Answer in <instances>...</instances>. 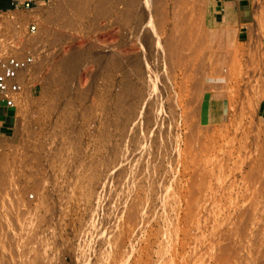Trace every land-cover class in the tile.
I'll return each instance as SVG.
<instances>
[{"label":"rangeland","instance_id":"obj_1","mask_svg":"<svg viewBox=\"0 0 264 264\" xmlns=\"http://www.w3.org/2000/svg\"><path fill=\"white\" fill-rule=\"evenodd\" d=\"M202 1L199 31L189 45L170 62L150 51L149 69L143 67L140 75L130 63L143 51L132 29L140 8L131 22H122L117 20L121 6L117 4L95 23L88 15L62 22L56 15V0H32L28 7L19 3L0 10V53H21L28 47L34 54L23 90L17 94L13 123L4 126L8 132L0 133V175L6 174L8 183L13 179V185L18 183L14 187L19 188L29 218L48 217L41 227L44 234L49 230L45 240L50 239L45 241L44 264H219L230 242L244 264H264L256 261L254 247L264 248V221L254 229L263 234L260 242L248 247L245 236L237 235V220L250 196L254 194L251 199L256 202L264 196L260 185L264 184V119L257 113L262 97L260 53L246 54L244 45L235 44L215 19L214 0ZM171 9L172 0H166L161 35L157 33L161 38L177 34ZM256 35L264 38L263 11ZM72 49H81L83 61L63 74L58 60ZM119 53L125 60L122 67L107 68V61ZM210 77L223 82L213 83ZM207 86L221 87L228 106L225 118L212 124L205 123L200 113L201 93ZM9 113L0 108V118ZM7 182L4 188L11 187ZM69 184L77 188L72 190ZM203 194L217 196L214 200ZM49 201L56 206L48 214ZM196 218L202 227L196 226ZM213 229L217 235L207 247Z\"/></svg>","mask_w":264,"mask_h":264},{"label":"bare ground","instance_id":"obj_2","mask_svg":"<svg viewBox=\"0 0 264 264\" xmlns=\"http://www.w3.org/2000/svg\"><path fill=\"white\" fill-rule=\"evenodd\" d=\"M171 2V1H170ZM202 0H172L173 3V17H174V21H175V28L177 30V34L175 35V33H169L167 35L163 34L162 38L158 36L157 33H161L160 30V23L163 21L164 18V13H163V8L165 7V3L166 0H56V4H55V9H56V15L58 17V19H60L62 22H72L75 21L77 18H80L82 16L88 15L89 17V21L91 23H95L98 18L102 17V16H108L111 13V9L112 7H114L117 4H121V6L118 7L117 9V13H118V19L119 21H130L131 19H133L135 17V10H138V8H140L141 11L139 15H137V20L133 25L132 29H136L137 32V38L139 43L142 46L143 51L140 54H135L133 56V58H131V66L132 68L137 72L138 75H140L141 73H143V67L146 66L147 69H149L148 66V61L147 59H149L148 53L151 51L152 54V50L153 52H157L162 54L164 57V60H168L170 62V60L172 61L174 57H178V51L180 50L181 47L185 46V45H189L191 38H194V34L195 32H197V29L199 31V23H200V17H201V10H202ZM172 5V4H171ZM115 8V7H114ZM116 9V8H115ZM165 11V10H164ZM90 12V13H88ZM171 12V11H170ZM147 14H150V18L147 19ZM139 16V17H138ZM55 17V15H54ZM170 18V17H169ZM172 19V18H171ZM55 20V19H54ZM107 20V19H106ZM132 21V20H131ZM130 21V22H131ZM150 21V22H149ZM166 21V20H164ZM61 22V24H62ZM77 23V21H76ZM84 23V22H83ZM170 24V23H169ZM71 25V24H70ZM166 25V24H165ZM174 25V24H173ZM172 25V26H173ZM94 26V25H93ZM118 26V25H117ZM164 26V25H163ZM73 27V26H72ZM174 27V26H173ZM172 27V28H173ZM130 28V26H129ZM164 30V29H163ZM124 31V30H123ZM131 31V30H130ZM166 31V30H165ZM92 32V31H91ZM36 35V34H34ZM88 35V34H87ZM161 35V34H160ZM125 37V36H124ZM123 37V38H124ZM192 38V39H193ZM35 39V38H34ZM42 40V39H41ZM200 40V39H199ZM38 41V40H37ZM71 41V40H70ZM36 42V41H35ZM39 42V41H38ZM34 43V42H33ZM192 43V42H191ZM197 44V42H196ZM68 45V44H67ZM198 45V44H197ZM186 47V46H185ZM88 50V49H87ZM205 50V49H204ZM203 50V53H204ZM200 51V50H199ZM212 51V50H210ZM84 52V51H83ZM110 52V51H109ZM182 52V51H181ZM206 52V51H205ZM195 53V52H194ZM202 53V54H203ZM99 54V53H98ZM104 54V53H103ZM150 54V55H151ZM201 54V53H200ZM205 54V53H204ZM120 53L118 54V56H114L116 57L115 59H109L107 61V68H110L113 66L115 67H122V62L125 61L124 58L122 56H119ZM123 55V54H122ZM84 56V55H83ZM110 56V54H109ZM128 57V55H126ZM148 56V57H147ZM152 56V55H151ZM150 56V57H151ZM158 56V55H156ZM86 57V56H85ZM101 57V56H100ZM132 57V56H131ZM147 57V58H146ZM228 57V56H227ZM63 58V60H62ZM60 60H58V68L60 70V72H62L63 74H67L68 72H70L71 70H73V68L79 64L81 62L82 59V52L81 49H72L71 51H69V54H67L65 57H62ZM102 58V57H101ZM100 58V59H101ZM112 58V57H111ZM156 58V57H155ZM62 60V61H61ZM204 60V59H203ZM86 61V60H85ZM103 61V60H102ZM129 61V60H128ZM227 61V60H226ZM229 61V59H228ZM95 63V61H94ZM93 63V64H94ZM150 63V62H149ZM155 63V62H154ZM228 63V62H226ZM125 64V63H124ZM202 64V63H201ZM100 65V64H99ZM231 65V64H230ZM126 66V65H125ZM204 66V65H203ZM114 67V68H115ZM124 67V66H123ZM151 67V66H150ZM153 67V66H152ZM211 67V66H210ZM128 68V66H127ZM224 68V67H223ZM229 68V67H228ZM146 69V70H147ZM194 69V68H193ZM225 70V69H223ZM118 71V70H117ZM164 71V70H163ZM99 72V71H96ZM102 72V71H101ZM105 72V71H104ZM110 72V71H109ZM108 72V73H109ZM100 73V72H99ZM98 73V74H99ZM115 73V72H114ZM119 73V72H118ZM123 73V72H122ZM213 73V72H212ZM216 73V72H215ZM218 73V72H217ZM71 74V73H70ZM110 74V73H109ZM113 74V73H112ZM204 74V72H203ZM206 74V73H205ZM117 75V74H116ZM128 75V74H127ZM221 75V74H220ZM107 76V75H106ZM136 76V75H134ZM223 76V75H221ZM220 76V77H221ZM102 77V76H101ZM130 77V76H128ZM138 77V76H137ZM141 77V76H140ZM155 77V76H154ZM215 77V76H214ZM217 77V76H216ZM198 78V76H197ZM120 79V78H119ZM126 79V78H125ZM214 79V78H213ZM212 79V80H213ZM122 80V79H121ZM140 80V79H139ZM150 80V78H149ZM211 80V77H210ZM219 80V79H218ZM131 81V80H130ZM136 81V80H135ZM142 81V80H141ZM200 81V80H199ZM118 82V81H117ZM128 82V81H127ZM138 82V81H137ZM149 81L147 80L146 83H148ZM194 82V81H193ZM145 83V84H146ZM202 83V82H201ZM120 84V83H119ZM127 84V83H126ZM149 84V83H148ZM203 84V83H202ZM209 84V83H208ZM211 84V83H210ZM133 85V84H132ZM156 85V84H155ZM130 86V85H129ZM142 86V84H141ZM120 87V86H119ZM133 87V86H132ZM130 87V88H132ZM136 87V86H135ZM134 87V90H135ZM149 87V86H148ZM196 87V86H195ZM206 87V86H205ZM208 87V86H207ZM129 88V87H128ZM127 88V89H128ZM129 88V89H130ZM144 89V88H143ZM195 89V88H194ZM153 91H155L153 89ZM133 92V91H132ZM102 94V93H101ZM131 94V93H130ZM133 94V93H132ZM148 94V93H147ZM151 94V93H150ZM149 94V95H150ZM134 95H136V92H134ZM143 95V94H142ZM155 95V93H154ZM181 95V94H180ZM76 96V95H75ZM128 96V95H127ZM139 96V95H138ZM86 97V95H85ZM130 97V96H129ZM79 98V97H78ZM104 98V97H103ZM148 98V97H147ZM151 98V97H150ZM86 99V98H85ZM131 99V98H130ZM83 101V99H81ZM80 100V101H81ZM149 101V100H148ZM161 101V100H160ZM122 102V101H121ZM146 102V101H144ZM66 103V102H65ZM71 103V102H70ZM81 103V102H80ZM186 103V102H185ZM72 104V103H71ZM87 104V103H86ZM98 104V103H97ZM147 104V103H146ZM150 104V103H149ZM153 104V103H152ZM187 104V103H186ZM185 104V105H186ZM67 105V104H66ZM70 105V104H69ZM100 105V104H99ZM151 105V104H150ZM149 105V106H150ZM148 106V105H147ZM159 106V105H158ZM157 106V107H158ZM163 106V105H162ZM81 107V106H80ZM164 107V106H163ZM191 107V106H190ZM84 108V107H83ZM185 108V107H184ZM189 108V107H188ZM64 109V107H63ZM138 109V108H137ZM154 109V108H153ZM159 109V108H158ZM60 110V109H59ZM69 110V109H68ZM67 110V111H68ZM93 110V109H92ZM106 110V109H105ZM164 110V108H163ZM90 111V110H89ZM158 111V110H157ZM97 112V111H96ZM95 112V113H96ZM120 112V111H119ZM24 113V112H23ZM26 113V112H25ZM92 113V112H91ZM162 113V112H161ZM120 114V113H119ZM25 115V114H24ZM150 115V114H149ZM148 115V116H149ZM154 115V113H153ZM152 115V117H153ZM162 115V114H161ZM165 115V114H164ZM124 116V115H123ZM193 116V115H192ZM120 117V116H119ZM129 117V116H128ZM131 117V116H130ZM145 117V116H144ZM151 120L153 121L154 119ZM155 117V115H154ZM210 117V116H208ZM64 118V117H63ZM77 118V117H76ZM124 118V117H123ZM146 118V117H145ZM156 118V117H155ZM185 118V117H184ZM150 119V118H149ZM127 120V119H126ZM133 120V119H132ZM157 120V119H156ZM76 121V119H75ZM150 121V120H149ZM148 121V122H149ZM159 121V120H158ZM68 122V121H67ZM133 122V121H132ZM154 122H156L154 120ZM114 123V122H113ZM116 123V122H115ZM140 123V122H139ZM187 123V121H186ZM110 124V123H109ZM188 124V123H187ZM198 125V124H197ZM115 126V124H114ZM124 127V126H123ZM200 127V126H198ZM21 128V127H20ZM80 128V127H79ZM194 128V126H193ZM153 129V128H152ZM192 129V128H191ZM195 129H197L195 127ZM20 130V129H19ZM61 130V128H60ZM63 130V129H62ZM203 130V129H202ZM65 131V129L63 130ZM124 131V130H123ZM162 131V130H161ZM203 132V131H202ZM75 133V132H74ZM114 133V132H113ZM190 133V132H189ZM192 133V132H191ZM200 133V132H199ZM67 134V133H66ZM73 134V133H72ZM77 134V133H76ZM128 134V133H127ZM159 134V133H158ZM204 134V132H203ZM58 135V134H57ZM60 135V134H59ZM80 135V134H79ZM104 135V134H103ZM106 135V133H105ZM116 135V134H115ZM191 135V134H190ZM198 135V134H197ZM101 136V135H100ZM161 136V135H160ZM188 136V134L186 135ZM66 137V136H65ZM98 137V136H97ZM105 137V136H104ZM202 136H200L199 139H201ZM204 137V135H203ZM202 137V138H203ZM68 138V137H67ZM106 138V137H105ZM197 138V137H196ZM208 138V137H207ZM206 138V139H207ZM101 139V138H100ZM130 139V138H129ZM146 139V138H145ZM188 139V137H187ZM196 140V141H201V140ZM209 139V138H208ZM212 139V138H211ZM80 140V139H79ZM144 140V138H143ZM189 140V139H188ZM191 140V139H190ZM210 140V139H209ZM55 141V140H54ZM20 142V141H19ZM68 142V141H67ZM82 142V141H81ZM202 142V141H201ZM123 143V142H122ZM199 144H201L200 142H197ZM205 143V142H204ZM211 143V142H210ZM23 144V143H22ZM74 144V143H73ZM152 144V143H151ZM150 144V145H151ZM171 144V143H170ZM191 144V143H190ZM194 144V143H193ZM207 144V143H206ZM216 144V143H215ZM65 145V144H64ZM110 145V144H109ZM67 146V145H66ZM155 146V145H154ZM190 146V145H189ZM201 145H199L200 147ZM203 146V145H202ZM201 146V147H202ZM17 147V146H16ZM62 147V146H61ZM50 148V147H49ZM64 148V147H63ZM149 148V146H148ZM152 148V147H151ZM150 148V149H151ZM198 148V147H197ZM203 148V147H202ZM201 148V149H202ZM38 149V148H37ZM76 149V148H75ZM147 149V148H146ZM153 149V148H152ZM157 149V148H154ZM200 149V150H201ZM77 150V149H76ZM101 150V149H100ZM149 150V149H148ZM199 150V149H198ZM222 150V149H221ZM69 151V150H68ZM66 151V152H68ZM205 151V150H204ZM209 151V150H208ZM11 152V151H10ZM79 153V152H78ZM82 153V152H81ZM159 153V152H158ZM164 153V152H163ZM203 153V151H202ZM61 154V153H60ZM84 154V153H83ZM79 156L81 154H78ZM112 155V154H111ZM163 155V154H162ZM197 155V154H196ZM228 155V154H227ZM17 156V155H16ZM24 156V155H23ZM61 156V155H60ZM63 156V155H62ZM206 156V155H205ZM15 157V156H14ZM74 157V156H73ZM198 157V156H197ZM208 157V156H207ZM210 157V156H209ZM208 157V158H209ZM87 158V157H86ZM85 158V159H86ZM95 158V157H94ZM156 158V157H155ZM14 159V158H12ZM44 159V158H43ZM76 159V158H75ZM81 159V158H80ZM79 159V160H80ZM83 159V158H82ZM102 159V158H101ZM206 158H203V160ZM212 159V158H211ZM51 160V159H50ZM84 160V159H83ZM92 160V158H91ZM107 160V159H106ZM156 160V159H155ZM210 160V159H209ZM227 160V159H226ZM82 161V160H81ZM89 161V160H88ZM93 161V160H92ZM196 161V160H195ZM211 161V160H210ZM87 162V161H85ZM94 162V161H93ZM92 162V164H94ZM112 162V161H111ZM122 162V161H121ZM205 162V161H204ZM208 162V161H207ZM216 162V161H214ZM59 163V162H58ZM78 163V162H77ZM76 163V164H77ZM84 163V161H83ZM149 163V162H148ZM147 163V164H148ZM218 163V162H217ZM56 164V163H55ZM74 164V163H73ZM89 165V163H87ZM153 164V163H152ZM166 164V163H165ZM219 164V163H218ZM217 164V165H218ZM23 165V164H21ZM69 165V163H68ZM71 165V164H70ZM100 165V164H99ZM203 165V164H202ZM215 165V164H214ZM216 165V166H217ZM17 166V165H16ZM73 166V165H71ZM78 166V165H77ZM76 166V167H77ZM80 166V165H79ZM78 166V167H79ZM86 166V165H85ZM90 166V165H89ZM138 166V165H137ZM77 167V168H78ZM88 167V166H87ZM92 167V166H91ZM94 165H93V169H94ZM222 167V166H221ZM71 168V167H70ZM80 168V167H79ZM78 168V169H79ZM86 168V167H85ZM263 168V167H261ZM20 169V166H19ZM22 169V168H21ZM87 169V168H86ZM91 170V168H89ZM88 169V171H89ZM259 169V168H258ZM11 170V169H10ZM85 170V169H82ZM222 170V168H221ZM262 170V169H260ZM71 171V170H70ZM75 171V170H74ZM78 171V170H77ZM93 171V170H91ZM12 172V171H11ZM64 172V171H63ZM72 172V171H71ZM95 172V170L93 171ZM122 172V171H121ZM259 172V170H258ZM261 172V171H260ZM1 173V172H0ZM3 173V172H2ZM6 173V172H5ZM16 173V172H15ZM14 173V174H15ZM62 172H60L61 174ZM76 173V171L74 172ZM73 173V174H74ZM87 173V172H85ZM90 173V171L88 172ZM92 173V172H91ZM72 174V175H73ZM77 174V173H76ZM83 174V173H82ZM136 174V173H135ZM218 174V173H217ZM71 175V177H73ZM79 175V174H78ZM77 175V176H78ZM91 175V174H90ZM94 175V174H93ZM208 175V174H207ZM76 176V175H75ZM74 176V177H75ZM83 176V175H82ZM95 176V175H94ZM198 176V175H197ZM80 177V176H79ZM93 177V176H92ZM204 177V176H203ZM216 177V176H215ZM76 178V177H75ZM202 178V177H201ZM71 179V178H69ZM97 179V177H96ZM154 179V178H153ZM215 179V178H214ZM218 179V178H217ZM253 181V177L251 178ZM258 181L260 182V178H257ZM7 180L10 181V178L8 176H6V174H1L0 175V264H30L31 262H36L37 264H40V262L42 264L45 263V257H44V249H45V241H49V240H45L47 239L49 233L46 230L47 233H42L41 232V227H43V223H45L48 220V217L45 215L46 213H54L53 210L55 209L54 203L56 202H45V207H47L46 213L44 214L45 216L39 217L38 215L33 216L31 218H29V213L27 211V208L25 207V202L21 199V197L19 196V194L17 193V189L19 188H15L14 184L13 185V180L11 183H8ZM76 180H78L76 178ZM86 180V179H85ZM105 180V179H104ZM201 180V179H200ZM256 179H254L255 181ZM69 181H72L69 180ZM204 181V180H203ZM253 181V182H254ZM11 184L9 188H7L8 186H6V188H4L5 183ZM21 182V181H20ZM19 182V183H20ZM74 182V180H73ZM193 182V181H192ZM198 182V180H197ZM216 182V181H215ZM263 182V181H261ZM260 182V183H261ZM55 183V182H54ZM68 183V181H67ZM71 183V182H69ZM78 182L75 181L74 184H77ZM89 183V182H88ZM91 183V182H90ZM89 183V184H90ZM103 183V182H102ZM199 183V182H198ZM251 183V182H250ZM264 183V182H263ZM21 184V183H20ZM42 184V183H41ZM73 184V183H71ZM71 184H69L68 186H70ZM80 183H78V186ZM82 184V183H81ZM119 184V183H118ZM196 184V183H195ZM210 184V183H209ZM216 184V183H215ZM32 185V184H31ZM54 185V184H53ZM91 185V184H90ZM93 185V184H92ZM190 185V184H189ZM188 185V186H189ZM198 185V184H197ZM254 185V184H253ZM262 187L261 189H263L264 184L262 185V183L260 184ZM62 186V185H61ZM84 186V185H83ZM147 186V185H146ZM208 186V185H207ZM252 186V185H251ZM25 187V186H24ZM56 187V186H55ZM81 187V186H80ZM79 187V188H80ZM88 187V186H87ZM91 187V186H90ZM155 187V186H154ZM50 188V187H49ZM52 188V187H51ZM60 188V187H59ZM66 188V186H65ZM70 188L76 189L75 187L70 186ZM69 188V189H70ZM193 188V187H192ZM203 188V186H202ZM205 189L206 188L204 187ZM260 188V186H259ZM258 186L255 187L256 190L259 189ZM83 189V188H82ZM86 189V188H85ZM191 190V188H189ZM197 189V188H196ZM199 189V188H198ZM259 189V190H261ZM78 190V189H77ZM76 190V191H77ZM80 190V189H79ZM201 190V189H200ZM212 190V189H211ZM215 190V189H214ZM254 192H257V191ZM67 191V190H66ZM198 191V190H197ZM210 191V190H209ZM59 190L58 193L59 194ZM74 192V191H73ZM78 192V191H77ZM82 192V191H81ZM92 192V191H91ZM200 192V191H199ZM204 192V191H203ZM260 192V191H259ZM263 192V191H262ZM20 193V192H19ZM30 193V192H29ZM64 193V192H62ZM60 193V194H62ZM194 193V192H193ZM202 193V192H200ZM28 194V193H27ZM56 194V195H57ZM67 195V193H65ZM76 194V192H75ZM125 194V193H124ZM160 194V193H159ZM164 194V193H163ZM207 194V193H206ZM204 195V196H208V195ZM213 194V193H212ZM30 195V194H28ZM52 195V194H51ZM80 195V194H79ZM86 195V193H85ZM195 195V193H194ZM254 196V194H252ZM251 195V196H252ZM258 195V193H256V196ZM262 195V194H261ZM60 196V195H58ZM78 196V195H77ZM81 196V195H80ZM210 196V194H209ZM208 196V197H209ZM213 196V197H212ZM210 197L214 198L217 195H212ZM250 196V199H248L247 204H245L244 208L242 209V212L240 214V216L238 217L237 220V235L239 236H245L246 241H247V245L248 247L250 246L251 243H253L254 241H258L260 242L263 237L261 238V235L263 236V234H261L264 231H261V233L259 234H255L254 229L256 230V226H259L258 228H260V226L262 225V222L264 221L263 217H264V196L261 199V201L259 200L258 202H256L257 198L256 197V201H253V197ZM67 196H62V199L65 198ZM84 197V195L82 196ZM86 197V196H85ZM167 197V196H166ZM202 197V196H201ZM262 197V196H261ZM50 198V197H49ZM61 198V197H60ZM59 198V199H60ZM90 198V197H89ZM163 198V197H162ZM199 198H200V194H199ZM198 197L197 199L200 200ZM253 198V199H251ZM30 199V198H29ZM55 199V198H53ZM62 199L61 202H62ZM203 199V198H202ZM201 199V200H202ZM64 200V199H63ZM197 200V201H198ZM208 200V198L204 199ZM210 200V199H209ZM212 200V199H211ZM215 200V198H214ZM57 203H61L58 202V200H56ZM161 201V200H160ZM156 202V201H155ZM193 202V201H192ZM203 202V200L201 201ZM211 202V201H210ZM139 203V202H138ZM186 203V202H185ZM209 202H207L208 204ZM197 204V203H196ZM65 205V204H64ZM133 205V204H132ZM206 205V204H204ZM61 207V206H60ZM187 207V206H186ZM195 207H200L199 206H195ZM204 207V206H201ZM212 207V206H211ZM149 208V207H148ZM209 208V206H208ZM207 208V209H208ZM46 209V208H44ZM57 209H60L59 207ZM205 209V208H204ZM113 210V209H112ZM131 210V209H130ZM199 210V209H197ZM196 210V211H197ZM33 211V210H32ZM31 211V212H32ZM191 212H193L192 210H190ZM35 212V211H34ZM61 212V211H60ZM188 212V211H187ZM195 212V211H194ZM198 212V211H197ZM62 213V212H61ZM129 213V212H128ZM196 213V212H195ZM258 213L260 215H258ZM57 214V213H56ZM134 213L129 215L133 217ZM136 215V214H135ZM196 216L197 214H193ZM200 215V214H199ZM31 216V215H30ZM58 216V215H57ZM188 216V215H187ZM198 216V215H197ZM191 217V218H193ZM54 219V218H53ZM57 219V218H56ZM190 219V218H189ZM197 219V218H196ZM24 220L27 222V226L24 225ZM187 220V219H186ZM194 220V219H193ZM30 221H32L33 224L30 223ZM50 221V220H49ZM48 221V225L50 227V222ZM192 221V220H191ZM198 219L196 220V226H201L198 225L199 221L197 223ZM187 222V221H186ZM195 222V220L193 221V223ZM31 224V226H28V224ZM192 223V222H191ZM58 224V223H57ZM56 224V225H57ZM101 224V223H100ZM55 224L52 223V226ZM193 225V224H192ZM195 225V223H194ZM212 225V224H211ZM51 226V228H52ZM167 226V225H166ZM177 226V225H176ZM28 227V228H27ZM57 227V226H56ZM202 227V226H201ZM264 227V226H263ZM27 228V229H26ZM39 228V229H38ZM45 228V227H43ZM179 228V227H178ZM181 228V227H180ZM179 228V229H180ZM193 229V227H191ZM190 228V229H191ZM204 228V227H203ZM218 228V227H217ZM216 228V229H217ZM38 229V231H37ZM47 229V227H46ZM107 229V228H106ZM184 229V228H183ZM189 229V230H190ZM202 229V228H201ZM200 229V230H201ZM215 229V230H216ZM56 230V229H55ZM102 230V229H101ZM199 230V231H200ZM264 230V229H263ZM37 231V232H36ZM53 231V230H52ZM107 231V230H106ZM178 231V230H177ZM198 231V232H199ZM214 229L211 231L213 232ZM45 232V230H44ZM186 230H183L184 233V237H186L187 235L185 234ZM209 232V231H208ZM210 232V233H211ZM216 232V231H214ZM213 232V233H214ZM61 233V232H60ZM193 233V232H192ZM200 233V232H199ZM202 233V231H201ZM198 233H195V235H197ZM186 235V236H185ZM194 236V234H191V236ZM199 235V234H198ZM203 235V233L201 234ZM217 233H214L212 235H207L209 242H208V246L210 245L211 241H213L216 237ZM96 236V235H95ZM110 236V235H109ZM205 236V235H204ZM203 237V236H202ZM111 238V237H110ZM195 238V237H194ZM199 237H197L198 239ZM191 239V238H190ZM196 239V238H195ZM196 239V240H197ZM102 240V239H101ZM107 240V239H106ZM179 240V239H178ZM184 240V239H183ZM188 240V239H187ZM199 240V241H198ZM197 240V243L200 244V239ZM203 240V239H201ZM182 241V240H181ZM185 241V240H184ZM188 242V241H187ZM101 243V242H100ZM172 244V243H171ZM170 244V245H171ZM182 244V243H180ZM179 244V245H180ZM188 244V243H187ZM56 245V244H55ZM183 245V244H182ZM202 245V244H201ZM255 245V244H254ZM184 247V245H183ZM198 247V246H197ZM254 247H256L255 252L257 253V262L260 261L262 262L264 260V248L262 247V245H255ZM182 250V249H181ZM92 251V250H91ZM171 251V250H170ZM208 252V256H209ZM255 253V254H256ZM47 254V253H46ZM52 254V253H51ZM94 254V253H93ZM169 254V253H168ZM182 254V253H181ZM184 254V253H183ZM186 254V253H185ZM184 254V255H185ZM170 255V254H169ZM171 256V255H170ZM48 258V257H47ZM183 258V257H182ZM185 258V257H184ZM256 259V258H255ZM76 260V259H75ZM184 261V260H183ZM228 261H233L236 264H244V262L240 259L239 256H237V249L232 245V243L230 242L229 244L227 243L226 245V249L225 251L221 254L220 259H219V264H227L229 263ZM47 262V261H46ZM182 262V261H181ZM207 262V261H206ZM208 263V262H207ZM232 264V263H231ZM261 264V263H260Z\"/></svg>","mask_w":264,"mask_h":264},{"label":"crops","instance_id":"obj_3","mask_svg":"<svg viewBox=\"0 0 264 264\" xmlns=\"http://www.w3.org/2000/svg\"><path fill=\"white\" fill-rule=\"evenodd\" d=\"M23 0H19L22 2ZM263 9L262 0H214L213 11L217 22L230 34L235 44H243L245 53L257 50L260 53L261 93L257 105L258 115L264 119V38L256 35V26ZM209 81L213 83L223 81ZM227 99L221 87L205 88L200 97V113L207 124L222 121L227 112ZM0 118V131L4 126L11 127L13 114L11 111ZM210 116V117H208ZM8 132V131H7Z\"/></svg>","mask_w":264,"mask_h":264},{"label":"built area","instance_id":"obj_4","mask_svg":"<svg viewBox=\"0 0 264 264\" xmlns=\"http://www.w3.org/2000/svg\"><path fill=\"white\" fill-rule=\"evenodd\" d=\"M263 12H264V0ZM32 0H15V6L23 4L30 6ZM30 29L35 30V25L31 24ZM34 63L32 48H25L21 53H0V108L11 111L16 109L17 94L23 90L26 79V71ZM7 131L1 132L5 134Z\"/></svg>","mask_w":264,"mask_h":264},{"label":"trees","instance_id":"obj_5","mask_svg":"<svg viewBox=\"0 0 264 264\" xmlns=\"http://www.w3.org/2000/svg\"><path fill=\"white\" fill-rule=\"evenodd\" d=\"M15 7V0H0V10L12 9Z\"/></svg>","mask_w":264,"mask_h":264}]
</instances>
